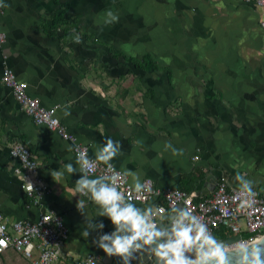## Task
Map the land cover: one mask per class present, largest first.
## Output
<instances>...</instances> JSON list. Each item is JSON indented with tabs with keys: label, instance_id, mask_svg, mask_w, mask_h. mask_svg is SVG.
<instances>
[{
	"label": "crops",
	"instance_id": "1",
	"mask_svg": "<svg viewBox=\"0 0 264 264\" xmlns=\"http://www.w3.org/2000/svg\"><path fill=\"white\" fill-rule=\"evenodd\" d=\"M109 11L116 22H106ZM263 21L264 6L244 0H0L6 36L0 43V213L11 221H35L48 211L61 216L68 233L56 264H80L88 256L98 264L122 263L93 243L115 229L75 190L76 143L27 115L2 81L6 68L28 83L30 96L56 108L90 157L107 139L119 142L110 163L140 183L150 178L157 189L196 199L210 197L223 179L228 190L247 181V189L264 192ZM14 142L39 161L45 191L36 204L22 187L20 160L10 154ZM68 163L77 172L69 174ZM133 204L164 205L158 227L169 226L179 210L162 197ZM36 258L9 248L0 264H35Z\"/></svg>",
	"mask_w": 264,
	"mask_h": 264
},
{
	"label": "built area",
	"instance_id": "2",
	"mask_svg": "<svg viewBox=\"0 0 264 264\" xmlns=\"http://www.w3.org/2000/svg\"><path fill=\"white\" fill-rule=\"evenodd\" d=\"M246 1H255L264 6V0ZM262 26L264 27V21ZM5 38V33L0 31V43L4 42ZM2 81L12 89L21 108L33 118L35 123L45 124L61 134L63 138L75 142L77 158L78 154L83 152L89 159L95 160L89 156L88 148L79 144L77 138L67 132L59 118L55 116L56 108H46L39 99L30 96L28 83L18 80L12 69L4 70ZM10 154L20 160L23 171L21 176L24 181L22 187L28 195L35 199L34 203L36 204L39 196L45 191L44 182L38 177V159L31 149L22 142H14L10 146ZM111 165L113 168L108 169L106 164H101L98 161L95 172L89 173V175L106 176L113 172L124 173L114 164ZM19 172L17 171V173ZM141 184L144 186L143 189L136 192L135 186L128 181L127 177H124L120 182L119 190L132 203H149L155 198L162 197L170 208L190 211L199 223L206 227L207 234L215 241L252 233L250 237H242L219 247V251L242 249L264 236V192L247 188L228 190L223 179L210 197L196 199L194 195L180 189H157L150 178L143 180ZM165 211L164 205L152 208V220L157 226ZM67 233L68 229L62 217L53 211L41 213L35 221H11L0 213V255L9 248H13L28 258H33V255L37 253L35 264H56L61 255V244ZM220 234L227 236L222 239L219 237ZM215 235L218 239L214 237ZM195 249L186 252L185 256L189 258ZM80 264H98V260L95 256H88Z\"/></svg>",
	"mask_w": 264,
	"mask_h": 264
},
{
	"label": "clouds",
	"instance_id": "3",
	"mask_svg": "<svg viewBox=\"0 0 264 264\" xmlns=\"http://www.w3.org/2000/svg\"><path fill=\"white\" fill-rule=\"evenodd\" d=\"M107 23L116 22L118 16L111 11L107 13ZM75 42L80 43V36L75 37ZM119 142L107 139L105 144L96 152V159H89L85 153L78 154L77 163L80 165V178L75 182L76 192L88 197L99 206L98 215L107 216L114 226L111 234L99 237L93 241L109 256H119L123 264H128L133 251L141 249L144 245L154 246L156 256L162 258L165 264H210L211 257L219 254L218 248H206L215 245V240L207 234L206 227L199 223L190 211L186 209L176 210L175 215L170 218V225L158 227L152 220V209H141L135 206L125 194L119 190L123 178L131 175L135 180V191L140 192L143 185L138 181L134 173L123 174L113 172L111 175L96 176L90 178L89 173H94L97 162H103L108 169H112L110 161L120 152ZM64 168L69 174L77 172L73 164L68 163ZM53 175L61 177L60 171H53ZM238 180L242 179L237 177ZM245 188L248 182L244 181ZM84 201L79 200L77 208L82 211ZM92 229H103L101 222L92 225ZM83 236L88 237L89 231L85 229ZM196 248L199 258L192 261L185 256V253Z\"/></svg>",
	"mask_w": 264,
	"mask_h": 264
},
{
	"label": "water",
	"instance_id": "4",
	"mask_svg": "<svg viewBox=\"0 0 264 264\" xmlns=\"http://www.w3.org/2000/svg\"><path fill=\"white\" fill-rule=\"evenodd\" d=\"M250 236H252V233L236 235L223 241H215V245L206 246V248L223 247L225 244L234 240ZM153 247L154 246L144 245L141 249L133 251L128 264H165L162 258L156 256L155 252L152 250ZM198 258L199 253L195 249L191 253L189 259L196 261ZM121 264H123V262ZM210 264H264V236L242 249L219 251V254L211 257Z\"/></svg>",
	"mask_w": 264,
	"mask_h": 264
},
{
	"label": "trees",
	"instance_id": "5",
	"mask_svg": "<svg viewBox=\"0 0 264 264\" xmlns=\"http://www.w3.org/2000/svg\"><path fill=\"white\" fill-rule=\"evenodd\" d=\"M218 234H219V233H218ZM218 234H217V235H218ZM217 235L214 236L216 239H218ZM226 236H227V235H224V234L221 235V234H220L219 237L223 239V238H225Z\"/></svg>",
	"mask_w": 264,
	"mask_h": 264
},
{
	"label": "bare ground",
	"instance_id": "6",
	"mask_svg": "<svg viewBox=\"0 0 264 264\" xmlns=\"http://www.w3.org/2000/svg\"><path fill=\"white\" fill-rule=\"evenodd\" d=\"M244 1H246V0H244ZM249 2H255V1H249ZM255 3H257V2H255ZM258 4V3H257Z\"/></svg>",
	"mask_w": 264,
	"mask_h": 264
}]
</instances>
